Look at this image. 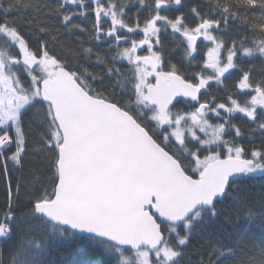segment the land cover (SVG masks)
I'll return each instance as SVG.
<instances>
[{
  "label": "snow or ice",
  "instance_id": "1",
  "mask_svg": "<svg viewBox=\"0 0 264 264\" xmlns=\"http://www.w3.org/2000/svg\"><path fill=\"white\" fill-rule=\"evenodd\" d=\"M256 179L264 0H0V264H264Z\"/></svg>",
  "mask_w": 264,
  "mask_h": 264
},
{
  "label": "trees",
  "instance_id": "2",
  "mask_svg": "<svg viewBox=\"0 0 264 264\" xmlns=\"http://www.w3.org/2000/svg\"><path fill=\"white\" fill-rule=\"evenodd\" d=\"M83 35V34H81ZM67 43L75 45L74 37H62ZM257 63V68L259 67V62ZM103 69L102 65H97L95 67L96 72H101ZM233 80L235 77L232 78ZM231 83V81H230ZM219 95V93H217ZM240 126L244 127V121L240 122ZM38 159V158H37ZM33 162V157H28L26 160V165ZM246 197V205L241 209L240 217L233 215L232 220L235 225L244 224L246 221L243 219L251 210L254 215H257L264 211V179H256L253 181H247L241 185ZM4 203V184L0 181V206ZM223 222V220L221 221ZM226 227H232V225H226ZM252 238L256 243L264 242V227H261V221L257 218L255 224L250 225Z\"/></svg>",
  "mask_w": 264,
  "mask_h": 264
}]
</instances>
